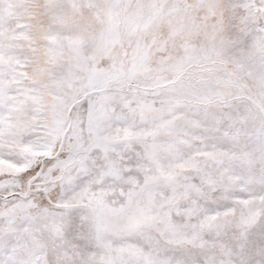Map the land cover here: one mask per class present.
<instances>
[{
  "label": "snow or ice",
  "instance_id": "snow-or-ice-1",
  "mask_svg": "<svg viewBox=\"0 0 264 264\" xmlns=\"http://www.w3.org/2000/svg\"><path fill=\"white\" fill-rule=\"evenodd\" d=\"M0 264H264V0H0Z\"/></svg>",
  "mask_w": 264,
  "mask_h": 264
}]
</instances>
